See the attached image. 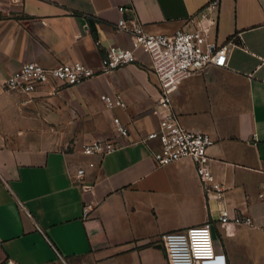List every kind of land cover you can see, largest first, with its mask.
<instances>
[{
	"label": "crops",
	"instance_id": "0c3cea01",
	"mask_svg": "<svg viewBox=\"0 0 264 264\" xmlns=\"http://www.w3.org/2000/svg\"><path fill=\"white\" fill-rule=\"evenodd\" d=\"M214 1L0 0V262L169 264L161 234L212 220L227 264H264V0H218L208 9ZM135 16L154 33L207 30L208 40L230 44L228 65L183 76L168 108L159 106V80L141 50L135 63L58 93L53 85L30 95L5 89L27 62L97 68L108 46L131 49L117 23ZM118 96L126 109L107 106L106 97ZM169 114L212 136L223 201L255 226H222L220 200L206 194L195 163L160 166L138 142ZM97 139L122 146L84 155ZM79 168L90 189L76 182Z\"/></svg>",
	"mask_w": 264,
	"mask_h": 264
},
{
	"label": "built area",
	"instance_id": "2783aa9c",
	"mask_svg": "<svg viewBox=\"0 0 264 264\" xmlns=\"http://www.w3.org/2000/svg\"><path fill=\"white\" fill-rule=\"evenodd\" d=\"M218 6L215 0L208 9ZM124 13L126 8L120 7ZM118 31L131 35L132 48L108 46L97 68L82 62H63L55 67H46L38 62H27L13 71L4 81L6 90L22 94L36 93L40 88L53 85L55 92L63 87L84 83L98 74H108L138 60L137 51L141 50L150 58V69L159 80L161 107H171L170 87L183 76L202 73L212 67H225L229 61V43L219 45L208 40L207 30L196 27L182 29L173 35L154 33L147 30L145 24L135 16L122 17L117 23ZM109 108L126 109V102L120 97H106ZM117 133L130 137L129 128L119 117L114 118ZM149 146L151 154L160 166H166L182 159H191L195 163L197 175L207 195L213 194L219 202V222L222 226H255L254 219L247 214L232 212L224 203L226 188L218 180L211 168L209 148L214 144L210 134L187 129L181 121L169 114L160 120L159 128L138 139ZM152 142L157 144L151 146ZM122 144L116 140H94L83 145L86 156H99L115 151ZM89 167L95 162L90 161ZM86 175L85 168H79L75 180L83 189L91 186L82 183ZM74 180V181H75ZM87 211V208H86ZM161 243L165 249L169 264H227L226 255L215 248L213 221L169 231L161 234ZM0 264H18L14 259L6 258Z\"/></svg>",
	"mask_w": 264,
	"mask_h": 264
},
{
	"label": "rangeland",
	"instance_id": "374dc122",
	"mask_svg": "<svg viewBox=\"0 0 264 264\" xmlns=\"http://www.w3.org/2000/svg\"><path fill=\"white\" fill-rule=\"evenodd\" d=\"M55 264H67L65 261H60L59 263H55ZM69 264H76V261H71Z\"/></svg>",
	"mask_w": 264,
	"mask_h": 264
}]
</instances>
